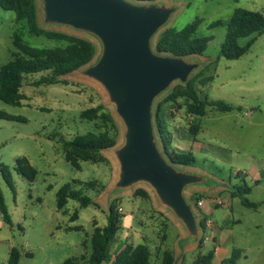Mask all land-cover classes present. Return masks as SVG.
<instances>
[{
	"label": "rangeland",
	"instance_id": "374dc122",
	"mask_svg": "<svg viewBox=\"0 0 264 264\" xmlns=\"http://www.w3.org/2000/svg\"><path fill=\"white\" fill-rule=\"evenodd\" d=\"M156 3L176 8L167 27L180 30L197 19L202 21L197 37L211 36L213 40L202 56L188 58L201 63L193 75L202 71L203 77H212L205 86L198 84L199 96L210 101H222L232 107L231 111L222 112L208 106L205 116L197 120L188 116L183 100L179 110L169 103L160 110V114L167 113L171 122L168 130L175 141L173 146L192 151L197 159L196 168H187L211 175L217 180L213 182V188L225 189L218 195L220 197H215L225 201L224 206L211 211L209 200H204L201 211L204 216L211 217L220 229H230L235 225L237 233L247 227V222L251 226L261 223L259 232L264 234V33L257 36L246 54L237 60H228L220 54L226 24L235 9L244 8L264 15V0H161ZM37 5L42 28L87 38L98 45V55L100 47L95 38L70 27L45 24L42 0H37ZM217 20H221L222 25L210 27ZM15 32L23 35V41L33 47L55 45L44 37L27 34L16 22L14 12L0 6V67L11 60ZM251 39L241 38L239 45L245 46ZM84 69L65 76V83L58 85L34 87L32 82L40 76L28 77L21 89L24 99L20 106L0 100V111L26 120L0 119V163L10 167L13 179L12 189L0 173V188L12 222V225L4 223L0 213V264L9 263L13 248L21 254L18 264H63L68 258L78 259L85 251L90 255L94 225H106L111 202L116 203L120 213L125 215L123 221L126 224L130 218H135L133 225L138 232L125 238L127 229L122 228L111 245L110 257L105 264H113L112 256L123 243L135 245L142 237L149 241L155 253L164 241L162 233L167 231L166 245L169 248L179 236L175 224H169L166 213L158 208L155 195V198L143 199L133 194L137 188L153 194L147 184H138L112 200L107 196V188L118 166L114 151L124 143L125 126L105 89L85 76ZM177 84L175 82L171 89ZM168 92L157 100L155 111ZM99 105L104 106V111L114 120L111 129L117 144L105 151L109 164L82 162L81 170H76L64 158L62 140L105 129L100 120L89 122L80 117L83 110ZM191 123L200 125L196 136L189 131ZM159 147L162 150L160 143ZM22 157L27 158L38 172L34 182L14 170L18 167L17 159ZM90 181L98 182L95 190L81 186V183ZM66 184H72L76 190L86 189L85 194L91 196L98 206L80 208L77 202L69 201L65 212L59 210L56 194ZM244 186L251 188L246 197L255 207H246L240 197L230 195L233 189ZM189 194L194 193L189 190ZM76 210L78 218L70 220ZM241 217L247 221L236 226L235 219ZM205 250L200 248L198 252Z\"/></svg>",
	"mask_w": 264,
	"mask_h": 264
},
{
	"label": "trees",
	"instance_id": "16d2710c",
	"mask_svg": "<svg viewBox=\"0 0 264 264\" xmlns=\"http://www.w3.org/2000/svg\"><path fill=\"white\" fill-rule=\"evenodd\" d=\"M136 3H153L161 0H131ZM0 6L6 10L14 12L16 22L21 24L27 34L37 37H44L53 42L52 47H33L26 44L19 32L13 34L14 51L11 53V60L0 67V100L14 106H20L24 95L21 89L28 77L40 76L33 81L34 87L44 85L64 84L63 78L91 64L97 56L98 45L87 39L76 35L66 34L59 31H50L42 28L39 24L37 0H0ZM197 19L184 28L177 30L168 27L163 30L154 42L156 52L164 55L177 57L202 56L208 48V44L213 37H197V30L201 24ZM222 25L221 20L214 21L210 27ZM264 33V15L261 12L252 11L244 8L235 9L233 15L226 24L225 39L221 47V55L228 60H237L249 50L255 42L256 37ZM252 37L245 46L239 45L241 38ZM202 71L193 75L187 84L178 83L168 94L158 103L155 111V124L157 128V137L162 146V151L166 157L174 164L184 168H196L197 159L192 151L177 152L172 147V136L168 130L167 123L160 115V110L164 104H171L174 109L179 110L180 101L183 100V106L188 116L193 119L203 117L206 114L208 106L216 107L219 111L228 112L232 107L222 101H210L208 98L199 96L198 84L205 86L212 80V77H203ZM82 120L94 122L100 120L105 129L100 131H90L86 134L77 135L71 140H62L64 158L76 170H81L82 162L110 163L104 152L113 148L116 144V135L111 127H114L112 116L104 111V106L99 105L83 110L80 114ZM0 119L9 121L26 120L22 117L10 116L0 111ZM200 130L198 123H191L190 133L196 136ZM18 167L14 170L24 175L30 182H34L37 177V170L30 164L27 158L22 157L16 161ZM0 173L6 184L13 189L12 171L9 166L0 163ZM87 186L88 190H95L98 187L97 181L81 183V186ZM105 190V187H101ZM86 189H74L72 184H66L61 187L57 194V208L64 210L69 201H75L80 208H87L90 205L98 206L91 196L85 194ZM102 190V191H103ZM87 191V190H86ZM251 193L248 186L233 189L230 195L240 197L241 202L246 207H255L246 195ZM136 197L151 199L149 192L143 188L135 189L133 193ZM191 197V202L202 199ZM0 213L4 223L12 225L4 196L0 188ZM125 215L120 213L116 203L111 202L108 208L107 223L103 227L94 226L91 237V254L80 259L68 258L63 264H104L110 257V248L118 233L123 228V219ZM78 218L76 210L71 220ZM203 225V221L200 222ZM166 235L163 236L165 241ZM203 246V240L200 239L199 249ZM241 253L234 250L230 257L223 260L222 264H238ZM21 254L13 248L10 254L8 264H18ZM214 252L211 250L206 254L200 255L194 259L192 264H213ZM114 264H153L152 253L149 246L145 243L133 245L126 243L120 250L114 260ZM160 264H176V258L171 250H165L162 253Z\"/></svg>",
	"mask_w": 264,
	"mask_h": 264
},
{
	"label": "water",
	"instance_id": "95a60500",
	"mask_svg": "<svg viewBox=\"0 0 264 264\" xmlns=\"http://www.w3.org/2000/svg\"><path fill=\"white\" fill-rule=\"evenodd\" d=\"M45 24L70 27L99 44L83 74L98 82L125 126L124 143L114 151L116 179L107 196L147 184L160 207L183 226L181 242L197 243L202 227L187 191L211 188L207 174L171 162L159 147L155 104L175 82L187 84L200 62L155 51L154 42L176 12L174 6L131 0H42Z\"/></svg>",
	"mask_w": 264,
	"mask_h": 264
},
{
	"label": "crops",
	"instance_id": "0c3cea01",
	"mask_svg": "<svg viewBox=\"0 0 264 264\" xmlns=\"http://www.w3.org/2000/svg\"><path fill=\"white\" fill-rule=\"evenodd\" d=\"M164 120L167 123V127H170L171 122L168 119L167 113L164 112L163 114H160ZM172 142V147L178 151H182V152H186L183 150H180L177 148V146H173V144L175 143L174 139L172 138L171 140ZM105 155V152H104ZM188 169V168H187ZM194 169V168H192ZM190 170V169H189ZM194 171V170H191ZM208 176L212 177L211 175L207 174ZM215 181H217L214 177H212ZM116 179V174L113 176V180L111 182V184L108 186L107 190L110 191L112 185L114 184ZM189 190H192L194 194H189ZM187 191V198L190 200L191 197L196 196L199 197L200 195H203L204 198L199 199L197 201H204V200H209V208L211 209V211H213L217 206H215L214 200L215 197H220L218 195L222 194V192L225 190L224 188H213V187H202V186H197V187H193L191 189H189ZM124 192L126 191H122V192H117L116 194L112 195L111 200L119 195L125 194ZM150 196H152L151 198H155L153 197L154 195L152 193H149ZM196 201V202H197ZM194 202V204L196 203ZM158 204V203H157ZM159 206V204H158ZM160 210L164 211L166 213V215L169 218V224L170 222L175 224L176 228L178 229V237L175 241V244L173 245V247H168L166 245V241L168 240V236H167V231L165 233L161 234V238H163L164 235L167 236L166 240L163 241V243L158 246L156 248L155 253L152 252L150 245H149V241L148 240H143V238L141 237V240L136 243L135 245H138L140 243H145L149 246L151 253H152V263L153 264H160L161 261V257H162V253L165 250H171L174 253V256L176 258V264H192V262L194 261L195 258H197L200 255L206 254L209 251H213L214 252V259H213V264H222L223 260L230 257L231 254L233 253L234 250H239V252L241 253L240 259L238 261V264H264V234H261L260 229L262 228V224L261 223H253L252 226L251 224H249L247 222V227L243 230L237 231L236 233V229H235V225L232 228H226V229H220L217 227V225L215 224L214 220L211 217H206L203 215V212L201 211V207L196 209L201 215H203V218H207V219H211V221L213 222V227L211 229V231H209V235L211 236L210 240L203 243V246L201 248L206 249L204 252H198V247H199V242L200 239L197 243H181L183 242L186 237V231L184 230L183 226L181 225V223L169 212L167 211L165 208L163 207H158ZM71 220V217H69ZM244 217L241 218H236L235 219V223L236 226H241L243 224V222H246L247 220L243 219ZM124 219H126V217H124ZM134 221L135 218L132 217L128 220L127 224L123 221V228L127 229L126 232H124V236L125 238H129L130 236H132V234L137 233L138 231L134 228ZM199 222H200V217H199ZM95 226V225H94ZM99 226V225H98ZM99 227H103V226H99ZM165 228V227H164ZM71 229V227H68V230ZM139 235V233H138ZM202 236V233H201ZM126 243H123V245L118 249V251L112 256L113 260H115V256L116 254L122 250L125 247ZM207 244L210 245L209 248H207ZM27 255H31L30 253H27ZM89 254L85 251L84 254H81L80 257L78 259H80L81 257H88ZM105 264V263H104ZM114 264V262H113Z\"/></svg>",
	"mask_w": 264,
	"mask_h": 264
},
{
	"label": "built area",
	"instance_id": "2783aa9c",
	"mask_svg": "<svg viewBox=\"0 0 264 264\" xmlns=\"http://www.w3.org/2000/svg\"><path fill=\"white\" fill-rule=\"evenodd\" d=\"M214 203H215V206H224L225 205V201H223L222 199H215ZM202 205H203V201L200 200V201H197L194 204V207H195V209H198V208L202 207ZM198 214H199V217H200V222L203 221V225H201V227H202L201 239L203 240V243H205V242L209 241L210 238H211V236L209 234H205V232L207 231L209 233V231H211V229L213 227V222L211 221V219L203 218L204 216L201 215L199 212H198Z\"/></svg>",
	"mask_w": 264,
	"mask_h": 264
}]
</instances>
